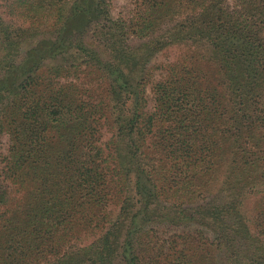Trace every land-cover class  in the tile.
Instances as JSON below:
<instances>
[{"label": "trees", "instance_id": "1", "mask_svg": "<svg viewBox=\"0 0 264 264\" xmlns=\"http://www.w3.org/2000/svg\"><path fill=\"white\" fill-rule=\"evenodd\" d=\"M132 1L0 0V264H264V0Z\"/></svg>", "mask_w": 264, "mask_h": 264}, {"label": "rangeland", "instance_id": "2", "mask_svg": "<svg viewBox=\"0 0 264 264\" xmlns=\"http://www.w3.org/2000/svg\"><path fill=\"white\" fill-rule=\"evenodd\" d=\"M113 4H114V10L125 11L126 9L131 8L133 6V1L132 0H113ZM3 10H4V6L0 2V12L3 13L4 16H6ZM185 47H189V46L188 45H179L176 47L172 46V47L166 48L163 52L158 54L155 58H152V60H154V61L165 60V59L171 60V59L175 58L177 53H179V51L182 48H185ZM24 48L25 47H22L21 51H23ZM5 137H6L5 135L0 136V138H1L0 151H2L4 146L6 145L5 144ZM255 198H256V195H251L245 201L244 208L246 211H249V213L252 212V206H253V203L255 201Z\"/></svg>", "mask_w": 264, "mask_h": 264}]
</instances>
